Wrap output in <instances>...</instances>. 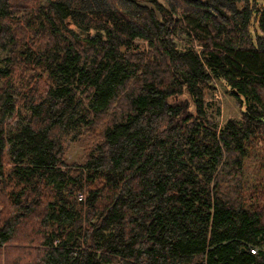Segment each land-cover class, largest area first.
<instances>
[{
  "label": "trees",
  "instance_id": "16d2710c",
  "mask_svg": "<svg viewBox=\"0 0 264 264\" xmlns=\"http://www.w3.org/2000/svg\"><path fill=\"white\" fill-rule=\"evenodd\" d=\"M145 1L0 0V264H264V9Z\"/></svg>",
  "mask_w": 264,
  "mask_h": 264
},
{
  "label": "rangeland",
  "instance_id": "374dc122",
  "mask_svg": "<svg viewBox=\"0 0 264 264\" xmlns=\"http://www.w3.org/2000/svg\"><path fill=\"white\" fill-rule=\"evenodd\" d=\"M162 1V0H160ZM143 3H148L145 0H142ZM257 5L264 9V0H257ZM256 28V24L254 23L252 26V30ZM191 42L187 37L180 38L178 40V46L183 47L185 45H191ZM137 48L139 50L146 48V43L142 40L136 41ZM207 102L210 103L207 106V112L210 118L218 124H222L226 118L233 117L238 119L240 116L238 107L234 101V99L227 93L225 88L220 84H217L216 89L207 93ZM15 121V117L12 116L8 119V123H13ZM76 150L71 149L70 153L67 155L68 158H75Z\"/></svg>",
  "mask_w": 264,
  "mask_h": 264
},
{
  "label": "built area",
  "instance_id": "2783aa9c",
  "mask_svg": "<svg viewBox=\"0 0 264 264\" xmlns=\"http://www.w3.org/2000/svg\"><path fill=\"white\" fill-rule=\"evenodd\" d=\"M76 196L78 197V199L84 200L85 199V192H84V190L82 189V190L77 191L76 192ZM250 250L251 251H255V249H253V248H251Z\"/></svg>",
  "mask_w": 264,
  "mask_h": 264
},
{
  "label": "crops",
  "instance_id": "0c3cea01",
  "mask_svg": "<svg viewBox=\"0 0 264 264\" xmlns=\"http://www.w3.org/2000/svg\"><path fill=\"white\" fill-rule=\"evenodd\" d=\"M258 6V5H257ZM259 7V6H258ZM259 8H261V7H259Z\"/></svg>",
  "mask_w": 264,
  "mask_h": 264
}]
</instances>
